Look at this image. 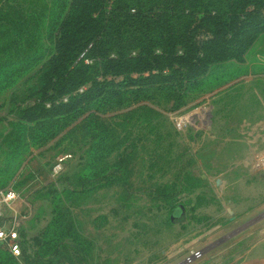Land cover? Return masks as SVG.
I'll list each match as a JSON object with an SVG mask.
<instances>
[{
	"label": "rangeland",
	"instance_id": "1",
	"mask_svg": "<svg viewBox=\"0 0 264 264\" xmlns=\"http://www.w3.org/2000/svg\"><path fill=\"white\" fill-rule=\"evenodd\" d=\"M39 1L0 0V190L12 187L20 195L16 211L22 247V255L15 257L0 243V262L183 264L168 255L194 249L190 263L213 244L229 238L218 250L228 249L247 234L253 227L247 225L264 212L227 209L221 191L227 133L213 126L210 113L222 106L218 96L225 89L264 87L263 78H251L264 72L259 63L264 32L244 62L215 66L212 83L184 98L169 92L140 100L127 95L124 103L97 112L94 131L82 116L62 124L54 138L36 140L24 134L35 123L22 114L37 102L52 46L46 32L58 0H44L36 8ZM234 103L220 108L218 117L238 125L244 112ZM184 115L191 120L180 129ZM102 132L103 146L95 151ZM180 205L185 214L172 221Z\"/></svg>",
	"mask_w": 264,
	"mask_h": 264
},
{
	"label": "trees",
	"instance_id": "2",
	"mask_svg": "<svg viewBox=\"0 0 264 264\" xmlns=\"http://www.w3.org/2000/svg\"><path fill=\"white\" fill-rule=\"evenodd\" d=\"M51 10L37 102L22 114L35 123L24 134L36 140L82 116L94 131L97 112L127 95L184 98L212 83L215 66L244 62L264 32V0H58Z\"/></svg>",
	"mask_w": 264,
	"mask_h": 264
},
{
	"label": "crops",
	"instance_id": "3",
	"mask_svg": "<svg viewBox=\"0 0 264 264\" xmlns=\"http://www.w3.org/2000/svg\"><path fill=\"white\" fill-rule=\"evenodd\" d=\"M259 63L264 67V58ZM261 73L259 75L252 74L251 78L264 79V72ZM236 85L235 87H237ZM235 87L225 89L219 94L218 99L222 106L218 104L213 106L210 113L211 120L209 119L211 123L213 122V126L220 127L223 132L227 133L221 191L227 198V209L264 212V87H255L253 91L247 88L235 89ZM251 93L252 97H247ZM234 97L236 99H233ZM252 99L251 104L249 101ZM234 100L237 109L243 107L241 112H244L243 121L238 125L224 116L218 117L219 109L223 107L225 110L229 109L230 103H233ZM240 101L241 106L239 105ZM235 130H238L236 134H234ZM258 218L254 219L251 225H247L248 227L253 225L247 234L229 246L231 255L225 254L230 249L228 246V249L218 250L221 245L227 242L228 238L213 244L203 252L201 257L190 263H187V259L192 256L194 249L190 254L185 253L186 249L184 250V248L173 251L168 255V258L174 260L175 263L183 262V264H264V213ZM198 242H194L193 246H196ZM186 246H192V242ZM235 248L236 250H234ZM221 256L225 257L220 262Z\"/></svg>",
	"mask_w": 264,
	"mask_h": 264
},
{
	"label": "built area",
	"instance_id": "4",
	"mask_svg": "<svg viewBox=\"0 0 264 264\" xmlns=\"http://www.w3.org/2000/svg\"><path fill=\"white\" fill-rule=\"evenodd\" d=\"M205 109H207L205 107ZM191 120L190 116H181L178 120V127L183 129ZM70 156H63L58 160L54 168L55 173H59L64 166V162ZM20 195L14 188H4L0 190V243L7 246L14 256L22 255L20 244V221L16 211V203Z\"/></svg>",
	"mask_w": 264,
	"mask_h": 264
},
{
	"label": "water",
	"instance_id": "5",
	"mask_svg": "<svg viewBox=\"0 0 264 264\" xmlns=\"http://www.w3.org/2000/svg\"><path fill=\"white\" fill-rule=\"evenodd\" d=\"M183 206L182 205H180V206H177L176 208H175V210H174V212H173V215H172V220H175L176 218H180V217H182V215H183ZM262 217V216H261ZM260 217V218H261ZM260 218H258V219H260ZM257 219V220H258Z\"/></svg>",
	"mask_w": 264,
	"mask_h": 264
},
{
	"label": "flooded vegetation",
	"instance_id": "6",
	"mask_svg": "<svg viewBox=\"0 0 264 264\" xmlns=\"http://www.w3.org/2000/svg\"><path fill=\"white\" fill-rule=\"evenodd\" d=\"M173 212H174V211H173ZM184 214H185V210H184V208H183V215H182V217H180V218H176L175 220H178V219L183 218Z\"/></svg>",
	"mask_w": 264,
	"mask_h": 264
}]
</instances>
